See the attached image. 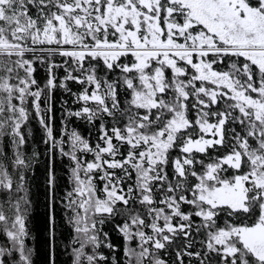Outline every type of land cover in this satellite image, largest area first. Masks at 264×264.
Returning <instances> with one entry per match:
<instances>
[{
    "label": "snow or ice",
    "instance_id": "obj_1",
    "mask_svg": "<svg viewBox=\"0 0 264 264\" xmlns=\"http://www.w3.org/2000/svg\"><path fill=\"white\" fill-rule=\"evenodd\" d=\"M0 264H264V0H0Z\"/></svg>",
    "mask_w": 264,
    "mask_h": 264
},
{
    "label": "trees",
    "instance_id": "obj_2",
    "mask_svg": "<svg viewBox=\"0 0 264 264\" xmlns=\"http://www.w3.org/2000/svg\"><path fill=\"white\" fill-rule=\"evenodd\" d=\"M33 133L34 135L39 138L40 135H42V133L39 132V129H38V126L33 124ZM37 189H36V186H35V182L33 183V191L35 192ZM35 199V197H34ZM43 211H44V208H43V201H41L40 203V206L38 208V211L34 213V216H35V219L33 221V224H32V227H33V230H34V233L36 231H40L42 233L43 231V228H44V224H43ZM66 259V257H61V260H64Z\"/></svg>",
    "mask_w": 264,
    "mask_h": 264
}]
</instances>
